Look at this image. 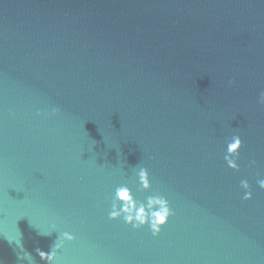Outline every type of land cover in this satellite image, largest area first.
I'll list each match as a JSON object with an SVG mask.
<instances>
[{
	"label": "water",
	"instance_id": "1",
	"mask_svg": "<svg viewBox=\"0 0 264 264\" xmlns=\"http://www.w3.org/2000/svg\"><path fill=\"white\" fill-rule=\"evenodd\" d=\"M261 91L264 0H0V264H264Z\"/></svg>",
	"mask_w": 264,
	"mask_h": 264
},
{
	"label": "clouds",
	"instance_id": "2",
	"mask_svg": "<svg viewBox=\"0 0 264 264\" xmlns=\"http://www.w3.org/2000/svg\"><path fill=\"white\" fill-rule=\"evenodd\" d=\"M258 103L264 105V91L259 93ZM53 111L56 110L53 109ZM240 146L241 139L239 135H233L230 142L227 143L226 155L224 159L230 168L235 169L238 167L235 157L238 154L237 150L240 148ZM138 176L141 186L147 189L149 187L147 171L145 169H141L138 173ZM257 184L260 188H264V179H259ZM241 186L244 189L249 188V184L246 180L241 181ZM250 196L251 193L246 191L244 194V199H248ZM126 201H131V206H129ZM117 202H122L120 203L119 209L117 207ZM121 213L124 214L123 219L125 222H134V227L148 223L153 234H156L159 232L160 226L166 222L167 217L170 215V209L168 207L167 201L159 196H150L147 199L146 205L143 203L138 205L132 200V197L129 196L128 188L121 186L115 190L112 211L109 213V216L110 218H116L120 216ZM62 235L67 240L73 239V237L67 232H64ZM59 247L60 244L55 242L52 246V249H59ZM52 249L49 252H44L42 250L37 251V254L42 260L46 261V264H53L55 253L52 251ZM27 255L31 256L29 253H27Z\"/></svg>",
	"mask_w": 264,
	"mask_h": 264
}]
</instances>
